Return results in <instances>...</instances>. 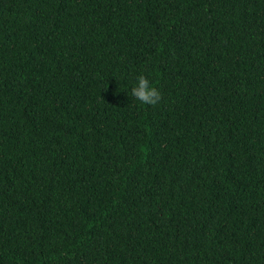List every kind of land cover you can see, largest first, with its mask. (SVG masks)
I'll return each mask as SVG.
<instances>
[{"label":"trees","instance_id":"trees-1","mask_svg":"<svg viewBox=\"0 0 264 264\" xmlns=\"http://www.w3.org/2000/svg\"><path fill=\"white\" fill-rule=\"evenodd\" d=\"M0 264H264V0H0Z\"/></svg>","mask_w":264,"mask_h":264},{"label":"clouds","instance_id":"clouds-1","mask_svg":"<svg viewBox=\"0 0 264 264\" xmlns=\"http://www.w3.org/2000/svg\"><path fill=\"white\" fill-rule=\"evenodd\" d=\"M131 97L144 105H156L161 99L159 89L144 74L135 78V83L130 88Z\"/></svg>","mask_w":264,"mask_h":264}]
</instances>
